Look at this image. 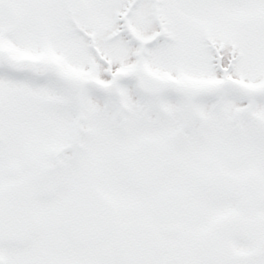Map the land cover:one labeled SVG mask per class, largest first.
<instances>
[{
	"label": "snow or ice",
	"instance_id": "snow-or-ice-1",
	"mask_svg": "<svg viewBox=\"0 0 264 264\" xmlns=\"http://www.w3.org/2000/svg\"><path fill=\"white\" fill-rule=\"evenodd\" d=\"M0 264H264V0H0Z\"/></svg>",
	"mask_w": 264,
	"mask_h": 264
}]
</instances>
